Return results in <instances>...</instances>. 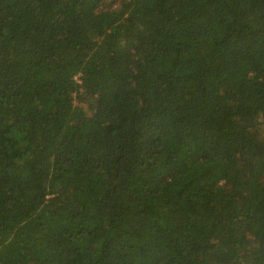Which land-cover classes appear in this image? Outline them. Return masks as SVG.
I'll return each mask as SVG.
<instances>
[{
    "label": "trees",
    "instance_id": "obj_1",
    "mask_svg": "<svg viewBox=\"0 0 264 264\" xmlns=\"http://www.w3.org/2000/svg\"><path fill=\"white\" fill-rule=\"evenodd\" d=\"M0 264H264V0H0Z\"/></svg>",
    "mask_w": 264,
    "mask_h": 264
}]
</instances>
